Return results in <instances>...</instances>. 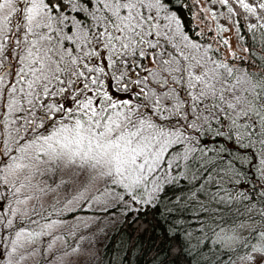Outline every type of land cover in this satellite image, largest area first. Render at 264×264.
Returning <instances> with one entry per match:
<instances>
[{
    "label": "snow or ice",
    "instance_id": "snow-or-ice-1",
    "mask_svg": "<svg viewBox=\"0 0 264 264\" xmlns=\"http://www.w3.org/2000/svg\"><path fill=\"white\" fill-rule=\"evenodd\" d=\"M101 213L264 264V0H0V264H93Z\"/></svg>",
    "mask_w": 264,
    "mask_h": 264
},
{
    "label": "trees",
    "instance_id": "trees-1",
    "mask_svg": "<svg viewBox=\"0 0 264 264\" xmlns=\"http://www.w3.org/2000/svg\"><path fill=\"white\" fill-rule=\"evenodd\" d=\"M84 216L89 213L83 214ZM101 220L93 224L89 232H97L98 228H102V232H97V252L93 264H122V260L126 254L131 251V264H149L152 260L154 251H145L151 249L152 231L149 228L145 233L141 229L140 224H132L119 214L115 217L110 215L100 214ZM159 219V217H158ZM151 215L142 218L141 224L147 227L150 224H155ZM137 229H141L138 231ZM156 235H160V229H156ZM155 243H158L155 242ZM160 259H165V255H161Z\"/></svg>",
    "mask_w": 264,
    "mask_h": 264
},
{
    "label": "rangeland",
    "instance_id": "rangeland-1",
    "mask_svg": "<svg viewBox=\"0 0 264 264\" xmlns=\"http://www.w3.org/2000/svg\"><path fill=\"white\" fill-rule=\"evenodd\" d=\"M83 214H85V213H81V215H83ZM84 216V215H83ZM86 216V215H85ZM98 236H96V244H95V248H94V251H95V254H96V252H97V240H98Z\"/></svg>",
    "mask_w": 264,
    "mask_h": 264
}]
</instances>
